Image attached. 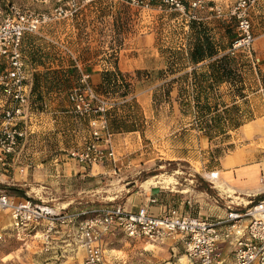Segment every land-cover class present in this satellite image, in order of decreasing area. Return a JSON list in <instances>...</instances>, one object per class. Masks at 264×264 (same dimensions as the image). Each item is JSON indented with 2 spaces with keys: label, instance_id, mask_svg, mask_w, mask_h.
Returning a JSON list of instances; mask_svg holds the SVG:
<instances>
[{
  "label": "crops",
  "instance_id": "0c3cea01",
  "mask_svg": "<svg viewBox=\"0 0 264 264\" xmlns=\"http://www.w3.org/2000/svg\"><path fill=\"white\" fill-rule=\"evenodd\" d=\"M18 1L34 10L53 6ZM73 1L71 16L22 35L30 114L18 123L26 128V136L7 157L5 168L0 167V190L85 217L91 209L115 203L117 195L99 196L100 176L109 171L106 161L131 167L149 158L190 164L196 160L197 143L206 148L219 143L232 146L209 155L203 174L191 165L209 191L170 178L145 180L122 205L130 210L145 206L152 214L176 207L214 220L229 208L264 198V112L259 113L258 103L264 101V42L253 41V55L237 54L226 61L222 56L232 39L227 32L235 23L209 10H195L196 19L184 23L174 13L131 10L116 0ZM253 12L264 15V0L251 7ZM79 70L89 74L96 94L113 100L106 113L113 158L99 164L83 165L68 156L88 139L97 117L76 113L67 98L79 85ZM8 223L7 214L1 213V261H15L18 249L9 248L13 242L38 257L29 264H82L74 224H55L46 239L44 223L18 236ZM99 244L104 264L185 262L176 237L149 243L114 230ZM229 248L221 244L223 264L231 259Z\"/></svg>",
  "mask_w": 264,
  "mask_h": 264
},
{
  "label": "built area",
  "instance_id": "2783aa9c",
  "mask_svg": "<svg viewBox=\"0 0 264 264\" xmlns=\"http://www.w3.org/2000/svg\"><path fill=\"white\" fill-rule=\"evenodd\" d=\"M26 3L50 4L46 10L8 3L0 10V167L17 151L18 142L26 136V128L18 127L30 114L24 58L20 48L24 33H34L38 26L71 16L73 0H24ZM131 10L174 13L184 23L196 19L195 10H209L216 18L231 19L235 35L225 53L250 54L255 36L251 28L250 9L258 0H116ZM264 36V34H263ZM256 61V59H255ZM78 86L68 94L72 109L82 115L94 113L88 139L80 149H71L68 156L83 165L102 163L113 158L106 113L113 100L96 94L89 83V74L79 70ZM101 141V144H99ZM103 145L104 148L101 147ZM2 170V169H0ZM19 173L23 167L18 169ZM214 177V172H209ZM153 201V200H151ZM9 218L8 228L17 236L44 223V237L54 225H75L74 240L83 251L82 264H104L99 244L101 237L118 230L132 239L149 243L178 238L182 244L184 264H223L219 258L221 244L227 243L230 261L227 264H264V198L245 207L229 208L221 218L209 220L190 216L176 207L158 214L145 206L136 210L122 204L101 205L81 217L59 207L29 198H17L0 190V214ZM3 229H0V241Z\"/></svg>",
  "mask_w": 264,
  "mask_h": 264
},
{
  "label": "rangeland",
  "instance_id": "374dc122",
  "mask_svg": "<svg viewBox=\"0 0 264 264\" xmlns=\"http://www.w3.org/2000/svg\"><path fill=\"white\" fill-rule=\"evenodd\" d=\"M8 3L20 4L18 0H0V10L4 11ZM124 6L125 5H123V7ZM256 10L258 11L259 9ZM250 18L252 21L253 34L255 36L254 42H264V15L253 12L250 14ZM228 30L229 31L227 32V34L232 38L235 35L234 26L229 28ZM252 49L253 48L251 47V55H253ZM237 54L245 55L247 53L238 52ZM256 62L259 63V59H256ZM258 103L261 107L259 113L262 114L264 112V101L259 100ZM229 146H232V144L212 143L210 147L208 146L206 148L200 147L197 143L196 160L192 161L190 164L183 160H159L149 158L144 160H137L135 162V166L131 167L126 166V164L119 165L114 164L113 161L105 160V164L108 166L109 171L103 175L101 174L100 176L99 196L104 197L117 195L116 198H114L113 202L122 204L126 195L131 191L137 189V185L139 184V182H143L146 180L152 183L157 180L166 178H170L171 181L172 179H175L176 182L180 184L186 183L192 185L197 190L209 191L205 189L204 185H201L199 179L194 176L195 174H198L193 171V168L199 173L203 174L206 170L204 168L207 167V161H205V159H207L211 154H222ZM200 162L202 164V167H200ZM191 165H193V168H191ZM126 190L128 192H125ZM13 247H16L18 249V255H16V257L14 258L15 261L9 258L5 262L0 260V264H29V262L35 263L38 259L37 256H34V253L31 251V249L22 246L20 243L11 242L9 244V248Z\"/></svg>",
  "mask_w": 264,
  "mask_h": 264
},
{
  "label": "trees",
  "instance_id": "16d2710c",
  "mask_svg": "<svg viewBox=\"0 0 264 264\" xmlns=\"http://www.w3.org/2000/svg\"><path fill=\"white\" fill-rule=\"evenodd\" d=\"M233 37H234V36H233ZM233 37H232V39H233ZM232 39H231V40H232ZM231 40L229 41L228 46H229ZM228 46H227V47H228ZM205 48H206V52H207L208 54L211 53V49H210L208 46H206ZM193 51H194V54L200 55V50H199L198 48H194ZM235 55H237V54H235ZM235 55H234V56H235ZM222 57H223L224 60H226V61H229V60H231V59L233 58V56L228 55L227 53H224ZM231 73H232V70H230V68L226 69V74H227V75H229V74H231ZM124 87H126V86H124ZM219 119H220V115H218L217 121H219ZM234 124H235V123H234ZM205 130H206V129H205ZM194 176L197 177V178L199 179V181L201 182V185H204V188H205V189L209 190L208 187H207V185L204 183V180H203L201 177H199V176L196 175V174H195ZM8 189H9V192L17 193V194H19V195L22 194L21 191H20L19 189H16V188H8ZM260 199H262V198L255 197L253 200H251V202H255V201H258V200H260Z\"/></svg>",
  "mask_w": 264,
  "mask_h": 264
}]
</instances>
